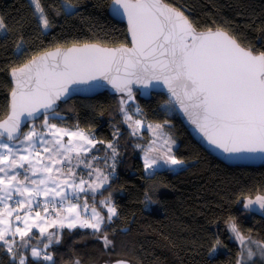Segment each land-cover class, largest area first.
Here are the masks:
<instances>
[{
	"label": "snow or ice",
	"instance_id": "snow-or-ice-1",
	"mask_svg": "<svg viewBox=\"0 0 264 264\" xmlns=\"http://www.w3.org/2000/svg\"><path fill=\"white\" fill-rule=\"evenodd\" d=\"M30 2L43 35L55 21L42 0ZM80 7L78 0H60L55 16H75ZM111 12L127 24L128 39L119 47L75 40L68 47L41 50L11 68L8 113L0 120V251L12 264H55L50 246L62 242L61 230L88 229L106 250L115 248L107 228L119 212L108 189L121 155L120 132L105 143L78 125L76 130L60 126L59 105L73 93L110 86L119 95L129 134L142 135L146 127L152 135L146 145H136L145 173L171 170L184 160L173 152L168 120L145 124L132 114L135 89L143 95L165 92L164 111L182 112L228 158L264 160V50L245 47L223 26L198 30L185 10L168 0H112ZM7 33L0 16V40H7ZM24 39L22 34L16 38L13 51L18 55L24 53ZM135 111L143 115L138 107ZM97 144L105 145L104 157L92 155ZM149 191L147 203L152 202ZM237 203L245 212L264 213V195L241 194ZM225 225L240 245L235 264H264V240L245 234L234 217ZM222 245L216 236L209 257Z\"/></svg>",
	"mask_w": 264,
	"mask_h": 264
},
{
	"label": "trees",
	"instance_id": "trees-1",
	"mask_svg": "<svg viewBox=\"0 0 264 264\" xmlns=\"http://www.w3.org/2000/svg\"><path fill=\"white\" fill-rule=\"evenodd\" d=\"M60 0H42L53 17L55 27L41 34L29 0H0V16L8 26V39L0 40V119L7 113L12 85L11 68L19 66L41 50L66 47L72 41H106L117 45L127 41L126 27L108 14L111 0H78L77 15L55 16ZM185 10L204 30L219 25L235 34L245 47L264 50V0H168ZM24 36V53L13 51L18 35ZM132 114L145 124L169 121L176 147L174 154L184 160L178 170L160 169L145 173L141 150L151 137L131 136L119 112V96L103 93L92 98L75 97L59 106L60 126L80 129L97 141L113 140L119 129L116 174L108 189L119 216L110 222L107 232L115 243L111 252L88 229L64 230L62 242L52 244L55 264H100L112 259H128L133 264H235L239 248L226 230L225 220L236 218L245 234L264 240V215L248 213L237 203L241 194L264 195V166H229L210 155L196 143L175 112H165L161 94L141 100L135 93ZM139 108L143 115L136 113ZM110 151V150H108ZM92 155L105 156V145L97 144ZM101 159L99 165L103 166ZM153 189L149 191V189ZM97 197V202L108 195ZM149 191L151 203L145 202ZM104 214L106 211L103 209ZM216 236L223 245L209 257ZM31 259V257H29ZM0 264H12L0 251ZM33 264H36L33 261Z\"/></svg>",
	"mask_w": 264,
	"mask_h": 264
},
{
	"label": "water",
	"instance_id": "water-1",
	"mask_svg": "<svg viewBox=\"0 0 264 264\" xmlns=\"http://www.w3.org/2000/svg\"><path fill=\"white\" fill-rule=\"evenodd\" d=\"M111 4H112V0L109 3V6H108V14H109V16L111 18H113L114 20H116L117 22H120V23L125 25V27H126V35H127V24H126V21L121 19L120 17H116V16H114L112 14V12H111ZM127 39H128V37H127ZM69 46H71V45H69ZM103 46H106V47H119L120 44H117V45H103ZM66 47H68V46H66ZM55 48H52V49H49V50H54ZM9 78H10V81H11V85L13 86L12 78H11L10 73H9ZM134 91H135V93H137L138 98L141 99V100H149L151 98L152 94H161V95H163L165 97V99H167V94L165 92H160L159 90H153L150 94H147V95L141 94L139 89H135ZM103 93H108L110 95L119 96L114 90L111 89L110 86H106V87H103V88H98V89L93 90V91H81V92L73 93L71 95V97L69 99H67V101H69V100H71V99H73L75 97L92 98V97H95V96L103 94ZM9 100H10V93H9ZM63 103H65V102H63ZM8 104H9V102H8ZM7 113H8V106H7ZM7 113L0 120L5 119L6 116H7ZM175 113L177 114L179 120L181 121V123L185 127V129L188 131V133L190 134L192 139L194 141H196V143L198 145H200L210 155H212L215 158L219 159L220 161H222L226 165L237 166V167H261V166H264V160H262V159L249 161V160H238V159L228 158L225 154L221 153L218 149H216L213 146L209 145L207 143V141L203 138V136L200 134V132L197 131L195 125L189 123L187 117L182 112L175 111ZM30 123H33V122L29 121L28 124H30ZM26 128L27 127H25L24 130ZM101 264H107V262H102ZM130 264H133V263L130 262Z\"/></svg>",
	"mask_w": 264,
	"mask_h": 264
},
{
	"label": "rangeland",
	"instance_id": "rangeland-1",
	"mask_svg": "<svg viewBox=\"0 0 264 264\" xmlns=\"http://www.w3.org/2000/svg\"><path fill=\"white\" fill-rule=\"evenodd\" d=\"M30 1V0H29ZM37 123H39V122H37ZM32 123H30L29 124V126L31 125ZM63 127V126H62ZM67 128V127H66ZM69 129H71V130H76V129H72V128H69ZM143 129H145L146 131H147V128L145 127V128H143ZM28 130V127L24 130V131H27ZM149 133V135H150V137H151V139H152V135H151V133L150 132H148ZM150 139V140H151ZM65 140H67V137H65ZM175 147H176V142H175V144L173 145V150L175 149ZM141 161H142V152H141ZM142 164H143V162H142ZM181 166V165H180ZM180 166H177V167H175L174 169H171L172 171H175V170H178V168L180 167ZM162 169H169V168H167V167H165V168H162ZM143 170H144V168H143ZM79 171V170H78ZM85 173H86V170H85ZM241 205H242V208H243V204L241 203ZM105 211H106V208L104 209ZM257 213H260V212H257ZM260 214H262V215H264V213H260ZM35 231V230H34ZM51 231V230H50ZM62 231V233H63V231L64 230H61ZM36 235L37 236H39V233H38V231L36 232ZM18 239V238H17ZM41 239H43V238H41ZM233 240H234V238H232ZM235 241V240H234ZM36 242L35 241H33V244H35ZM235 243L237 244V246H238V248L240 249V245L235 241ZM41 247H42V245H41ZM25 252L26 253H28L29 252V250L28 249H25ZM29 257H30V255H29ZM103 262H105V261H103ZM102 263V262H101ZM100 263V264H101Z\"/></svg>",
	"mask_w": 264,
	"mask_h": 264
},
{
	"label": "bare ground",
	"instance_id": "bare-ground-1",
	"mask_svg": "<svg viewBox=\"0 0 264 264\" xmlns=\"http://www.w3.org/2000/svg\"><path fill=\"white\" fill-rule=\"evenodd\" d=\"M39 122V121H38Z\"/></svg>",
	"mask_w": 264,
	"mask_h": 264
},
{
	"label": "crops",
	"instance_id": "crops-1",
	"mask_svg": "<svg viewBox=\"0 0 264 264\" xmlns=\"http://www.w3.org/2000/svg\"><path fill=\"white\" fill-rule=\"evenodd\" d=\"M143 130V129H142Z\"/></svg>",
	"mask_w": 264,
	"mask_h": 264
}]
</instances>
